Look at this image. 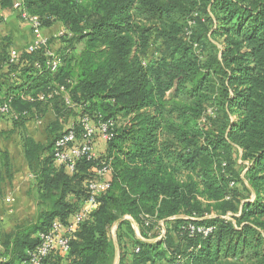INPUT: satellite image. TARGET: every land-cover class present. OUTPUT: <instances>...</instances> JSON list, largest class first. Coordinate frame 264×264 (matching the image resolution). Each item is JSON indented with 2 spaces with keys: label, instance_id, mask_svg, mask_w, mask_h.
Masks as SVG:
<instances>
[{
  "label": "trees",
  "instance_id": "obj_1",
  "mask_svg": "<svg viewBox=\"0 0 264 264\" xmlns=\"http://www.w3.org/2000/svg\"><path fill=\"white\" fill-rule=\"evenodd\" d=\"M24 5L44 28L58 23L65 30L61 64L52 72L45 48L23 49L11 62V43L0 44V106L10 101L19 115L0 118L20 128L41 120L48 104L39 94L64 86L48 101L58 119L81 110L79 137L84 117L96 126L95 139L101 123L115 126L105 153L79 160L73 172L53 157L65 133L58 119L46 143L25 138L38 213L0 232V264H26L39 233L56 220L68 223L89 199L103 161L112 168L109 189L74 232L69 253L57 250L44 264H114L109 230L118 221L119 264H264V0ZM12 173L0 148V191ZM161 223L165 234L157 240ZM191 226L213 231L192 233Z\"/></svg>",
  "mask_w": 264,
  "mask_h": 264
},
{
  "label": "crops",
  "instance_id": "obj_2",
  "mask_svg": "<svg viewBox=\"0 0 264 264\" xmlns=\"http://www.w3.org/2000/svg\"><path fill=\"white\" fill-rule=\"evenodd\" d=\"M62 30L63 28L61 25L56 23L45 27L43 31L44 36L49 39V49L57 56H59V53L62 52L64 47V42L59 36L60 31ZM6 39L11 43V49H17L19 52L26 49L33 41L31 27L20 17L18 10L14 9L13 6L3 9L0 6V44L2 45ZM49 93L50 92L45 93V99L43 100L39 98L43 94H39L38 96L39 101L48 104L46 106V112L43 114L44 116L41 117V120L31 119L20 128L15 127L7 120L0 118V148L9 153L11 165L14 169L12 178H5L1 182V234L11 233L18 225L26 221L35 220L37 217L38 201L34 190L36 179L35 174L31 171L28 165L23 145L26 137H32L37 142L46 143L49 136L50 123L58 119L53 112L52 105L49 103L50 101H48L52 99L53 96L52 94V96L49 97ZM30 100H32V98ZM80 111L79 108H76V114H72L66 119H58L63 132H66L71 128L76 129V126L80 123ZM94 150L98 157L103 155L106 151V143L100 136L97 137L95 141ZM15 158L19 160L18 164L14 163L13 159ZM110 174L111 173H108L106 177L109 178ZM68 199L70 202H75L76 200L73 195H70ZM133 227L137 233L136 227L134 225ZM139 238L143 239L141 236ZM114 244L116 247L117 244L115 242ZM1 248L0 244V249ZM118 250H120L119 244L116 247V251ZM119 261L120 256L118 259L115 257L114 264H119Z\"/></svg>",
  "mask_w": 264,
  "mask_h": 264
},
{
  "label": "built area",
  "instance_id": "obj_3",
  "mask_svg": "<svg viewBox=\"0 0 264 264\" xmlns=\"http://www.w3.org/2000/svg\"><path fill=\"white\" fill-rule=\"evenodd\" d=\"M13 8L18 10L20 17L29 24L33 34V41L27 46L29 53L38 52L41 49L45 50V55L48 57L47 66L52 72H56L61 64V58L49 49V39L44 36V24L40 16L32 15L28 12L24 5V0H13ZM65 30L60 31L59 36H62ZM47 48V49H46ZM19 51L17 49H11L10 61L16 62L19 60ZM36 66H40L36 63ZM59 92H65L64 86H58L57 89L49 93V97L52 94H58ZM41 100L45 99V94L39 97ZM10 101L5 102L0 106V113L4 115L11 114L15 119L19 117L18 114L12 112ZM68 104H71L67 98ZM81 125L84 130L81 132L80 137L75 128H71L63 135L56 139L53 147V157L56 165L65 167L70 172L75 170L77 162L81 159L95 160L99 158L94 150L96 141V126L91 124L88 117L81 119ZM115 126V122L109 120L103 122L100 125V134L102 139L107 143L113 137L112 129ZM97 179L91 180L89 183L90 197L81 206L80 210L75 213L68 223L61 221H54L51 228L48 231L39 233L40 242L38 246L28 253V261L26 264H44V260L53 252L60 250L64 254H68L70 250V243L73 238L74 232L79 225L85 221L90 214L96 209L97 201L96 197L105 192L110 187V181L106 180L108 173L112 172L110 162L103 161L100 166L97 167ZM9 200V198H8ZM162 225V232L157 240L162 239L165 234V229ZM191 232H200L205 235L213 231V228L204 227H190Z\"/></svg>",
  "mask_w": 264,
  "mask_h": 264
},
{
  "label": "rangeland",
  "instance_id": "obj_4",
  "mask_svg": "<svg viewBox=\"0 0 264 264\" xmlns=\"http://www.w3.org/2000/svg\"><path fill=\"white\" fill-rule=\"evenodd\" d=\"M215 42L217 43V44H219V41H216L215 40ZM123 121H122V119H120V121L118 122V126H120L121 125V123H122ZM13 161H14V163L15 164H18V162H19V160L18 159H13ZM16 168H18V167H16ZM19 168H20V165H19ZM14 170V169H13ZM254 198V194H252V199ZM125 218H127V219H129L131 222H132V224L136 227V230H137V236L139 235V237L141 236V233H140V230H139V227H138V224H137V222L131 217V216H126ZM117 225H118V222L117 223H115L111 228H110V230H109V233H110V237H111V239L113 240V242H115L116 244H117V246H118V238H117ZM142 237V236H141ZM116 246V247H117ZM115 247V248H116ZM120 247V246H119ZM120 249V248H119ZM116 254H117V256H116V258L118 259V257L120 256V250H118V251H116Z\"/></svg>",
  "mask_w": 264,
  "mask_h": 264
},
{
  "label": "water",
  "instance_id": "obj_5",
  "mask_svg": "<svg viewBox=\"0 0 264 264\" xmlns=\"http://www.w3.org/2000/svg\"><path fill=\"white\" fill-rule=\"evenodd\" d=\"M120 221H118V224H119Z\"/></svg>",
  "mask_w": 264,
  "mask_h": 264
}]
</instances>
